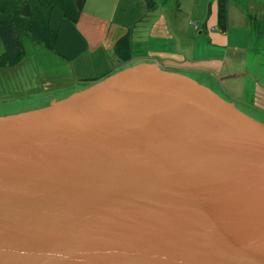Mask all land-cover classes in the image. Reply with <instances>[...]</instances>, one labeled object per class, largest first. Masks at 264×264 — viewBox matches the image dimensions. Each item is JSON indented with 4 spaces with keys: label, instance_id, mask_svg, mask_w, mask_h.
<instances>
[{
    "label": "water",
    "instance_id": "water-1",
    "mask_svg": "<svg viewBox=\"0 0 264 264\" xmlns=\"http://www.w3.org/2000/svg\"><path fill=\"white\" fill-rule=\"evenodd\" d=\"M0 264H264V124L156 64L0 118Z\"/></svg>",
    "mask_w": 264,
    "mask_h": 264
},
{
    "label": "crops",
    "instance_id": "crops-1",
    "mask_svg": "<svg viewBox=\"0 0 264 264\" xmlns=\"http://www.w3.org/2000/svg\"><path fill=\"white\" fill-rule=\"evenodd\" d=\"M153 2L148 9L146 0H85L75 24L54 8L49 27L57 32L51 52L58 60L57 70L65 66L74 85L110 75L113 48L130 31L131 57L151 59L164 71L181 73L208 88L241 112L244 107L264 116L254 105L264 94V1ZM259 101L264 105V97Z\"/></svg>",
    "mask_w": 264,
    "mask_h": 264
},
{
    "label": "rangeland",
    "instance_id": "rangeland-1",
    "mask_svg": "<svg viewBox=\"0 0 264 264\" xmlns=\"http://www.w3.org/2000/svg\"><path fill=\"white\" fill-rule=\"evenodd\" d=\"M18 33L17 38L26 55L17 65L0 69V118L46 109L52 104L90 90L111 76L127 69L140 65H154L151 59L130 55L128 62H112L113 72L110 75L94 82L74 85L68 80L70 74L67 75L68 71L64 69L65 66L57 70V58L48 52L38 39L23 32ZM3 50L4 46L0 41V52ZM225 88L232 97L228 84ZM263 97L264 94L258 96L254 104L262 112H264V105H260L259 99ZM241 109L264 124V116L250 112L244 107Z\"/></svg>",
    "mask_w": 264,
    "mask_h": 264
},
{
    "label": "trees",
    "instance_id": "trees-1",
    "mask_svg": "<svg viewBox=\"0 0 264 264\" xmlns=\"http://www.w3.org/2000/svg\"><path fill=\"white\" fill-rule=\"evenodd\" d=\"M85 0H0V41L4 50L0 52V69L17 65L24 57L25 50L17 38L23 32L38 39L48 52H53L57 32L50 29L51 11L58 8L65 19L77 23ZM148 9L155 5L146 0ZM223 5L220 4L219 20L223 26ZM132 50L131 32L121 37L111 53L112 62H128Z\"/></svg>",
    "mask_w": 264,
    "mask_h": 264
},
{
    "label": "built area",
    "instance_id": "built-area-1",
    "mask_svg": "<svg viewBox=\"0 0 264 264\" xmlns=\"http://www.w3.org/2000/svg\"><path fill=\"white\" fill-rule=\"evenodd\" d=\"M262 1H264V0H262Z\"/></svg>",
    "mask_w": 264,
    "mask_h": 264
}]
</instances>
